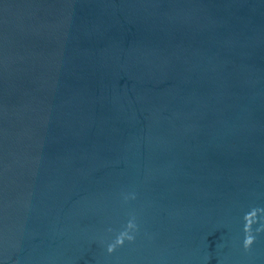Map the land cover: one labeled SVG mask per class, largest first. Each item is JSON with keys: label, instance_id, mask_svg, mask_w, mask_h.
Listing matches in <instances>:
<instances>
[{"label": "water", "instance_id": "1", "mask_svg": "<svg viewBox=\"0 0 264 264\" xmlns=\"http://www.w3.org/2000/svg\"><path fill=\"white\" fill-rule=\"evenodd\" d=\"M0 264H264V0H0Z\"/></svg>", "mask_w": 264, "mask_h": 264}, {"label": "clouds", "instance_id": "2", "mask_svg": "<svg viewBox=\"0 0 264 264\" xmlns=\"http://www.w3.org/2000/svg\"><path fill=\"white\" fill-rule=\"evenodd\" d=\"M109 251H112V249H111V248H109Z\"/></svg>", "mask_w": 264, "mask_h": 264}]
</instances>
